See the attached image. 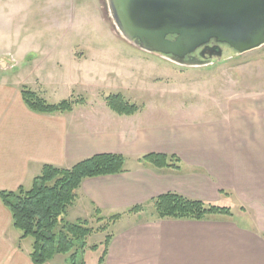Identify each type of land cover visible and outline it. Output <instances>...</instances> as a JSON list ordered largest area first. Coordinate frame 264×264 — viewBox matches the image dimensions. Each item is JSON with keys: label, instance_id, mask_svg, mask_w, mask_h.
Masks as SVG:
<instances>
[{"label": "crops", "instance_id": "obj_1", "mask_svg": "<svg viewBox=\"0 0 264 264\" xmlns=\"http://www.w3.org/2000/svg\"><path fill=\"white\" fill-rule=\"evenodd\" d=\"M92 1L73 3L86 10ZM26 56L7 58L8 70L0 76V191L29 190L44 165L68 169L96 155H122L126 171L83 180L66 216L76 222L93 217L95 210L98 219L120 215L104 264H264V56L257 73L248 65L229 72L228 83H236L227 88L213 75L209 106L184 102L172 115L150 104L133 115H118L100 90L82 98L89 80L79 75L91 78L87 72L95 59L73 54L68 62H52ZM63 68L75 78L67 85L58 81ZM238 80L245 87H237ZM21 87L49 104L71 100L72 111L34 113L24 104ZM148 154L174 155L178 169L140 165L138 159ZM168 193L227 208L231 215L157 221L150 202ZM137 206L143 210L128 212ZM20 235L0 201V264H31L32 242H20ZM103 251L104 246L98 259ZM58 256L63 255L50 262Z\"/></svg>", "mask_w": 264, "mask_h": 264}, {"label": "rangeland", "instance_id": "obj_2", "mask_svg": "<svg viewBox=\"0 0 264 264\" xmlns=\"http://www.w3.org/2000/svg\"><path fill=\"white\" fill-rule=\"evenodd\" d=\"M64 4L69 7H61ZM95 4L99 5V10ZM29 50L31 53H26ZM21 53L28 57L43 56L52 62H68V56L73 54L95 59V68L90 66L87 72L89 76L92 74L91 78L79 75L83 81L89 80L85 82L87 92L81 94L82 98H92L93 92L100 90L107 96L124 95L137 107L150 104L156 112L172 115L184 102L209 106L213 75L218 74L221 87L227 88L232 86L230 83H236H228L227 74L235 72L234 68L248 65L249 72L257 73L264 47L237 57L227 50L218 64L215 61L210 66L186 68L123 40L114 27L105 0H93L92 7L86 10H77L73 0H0V76L4 68L8 70L9 67L5 60L19 57ZM107 72L111 76H105ZM71 79L75 78L67 69L60 70L58 81L67 85ZM238 81L237 87H245L241 80ZM134 95L136 98H132ZM98 216L94 214L85 220L94 232L87 238L88 250L79 256L76 264H81L82 260L84 264H97L105 238L116 231L113 224L106 229L108 220L101 221ZM101 227L104 230H99ZM27 242L30 244L32 239ZM92 246H97L98 251L90 250ZM66 258L58 256L46 264H64Z\"/></svg>", "mask_w": 264, "mask_h": 264}, {"label": "trees", "instance_id": "obj_3", "mask_svg": "<svg viewBox=\"0 0 264 264\" xmlns=\"http://www.w3.org/2000/svg\"><path fill=\"white\" fill-rule=\"evenodd\" d=\"M20 92L27 108L38 114L69 113L75 103L63 100L57 104H49L27 87H21ZM105 100L107 106L118 115H133L139 110L120 94L109 95ZM138 163L156 170H175L178 169L180 160L174 155L148 154L139 158ZM125 164L126 158L122 155L103 154L81 160L68 169L44 165L29 190L20 187L14 192L0 191V201L11 214L12 227L21 234L20 242L32 239L29 254L31 264H46L57 255L66 256L67 264L78 262L79 256H83L88 250L86 241L94 231L85 220L74 223L66 220L68 209L75 202V192L85 179L124 173ZM150 205L157 221L200 222L210 215H231L227 208L208 205L173 193L153 199ZM142 210L143 206H137L128 212L139 213ZM95 214L99 215V210H95ZM119 218V214L109 217L104 227L107 229ZM104 227L99 230H104ZM110 238L111 236L105 238L104 251L98 264H104ZM97 248L92 246L89 249L95 251ZM81 264H84L83 260Z\"/></svg>", "mask_w": 264, "mask_h": 264}, {"label": "water", "instance_id": "obj_4", "mask_svg": "<svg viewBox=\"0 0 264 264\" xmlns=\"http://www.w3.org/2000/svg\"><path fill=\"white\" fill-rule=\"evenodd\" d=\"M127 43L178 66H210L264 47V0H105ZM213 43V46H210ZM199 50L198 57L193 56Z\"/></svg>", "mask_w": 264, "mask_h": 264}, {"label": "flooded vegetation", "instance_id": "obj_5", "mask_svg": "<svg viewBox=\"0 0 264 264\" xmlns=\"http://www.w3.org/2000/svg\"><path fill=\"white\" fill-rule=\"evenodd\" d=\"M213 45H214L213 43H210V46H213ZM223 49H224L225 51L229 50L227 47H223ZM229 51H230V50H229ZM198 54H199V50H198L196 53H194L193 56L198 57Z\"/></svg>", "mask_w": 264, "mask_h": 264}]
</instances>
